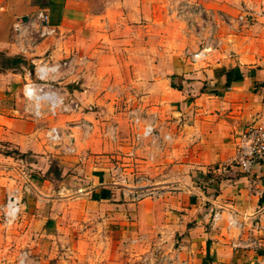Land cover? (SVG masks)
Instances as JSON below:
<instances>
[{
  "label": "crops",
  "instance_id": "crops-1",
  "mask_svg": "<svg viewBox=\"0 0 264 264\" xmlns=\"http://www.w3.org/2000/svg\"><path fill=\"white\" fill-rule=\"evenodd\" d=\"M153 1L148 0L149 16L157 12ZM203 2L206 4L207 1ZM210 5L225 7L232 15L236 11L224 0H213ZM39 10L48 14L56 33L40 43L35 42L34 46L27 40V35L23 42L17 43L12 24L21 20L27 33L29 27L36 25L35 14ZM144 10L143 6H136L127 13L121 9H107L106 18H103L105 23H101L107 28L99 35L109 41L115 31L111 30L115 20L121 24L118 34L125 37L121 43L131 47L124 49L135 51L141 46L137 39L144 38L141 27L133 25L126 31L125 20H117L114 16L139 15ZM246 14L254 17L244 20L240 26L232 18L227 24V35L213 39L218 47L209 62L197 71L187 65L176 71L171 64L172 51L161 53L162 64L156 68L154 47L145 56L148 62L153 60L151 70L142 75L137 71L132 73L144 59H140L138 53L130 55L133 71L127 67V73L122 71L118 55L110 51L95 53L96 57L88 62L98 63L97 70L105 78L117 72L119 78L137 80L136 86H132L135 96L147 92L146 102L140 103L135 97L131 112L133 119H138L139 128L141 123L143 126L152 123L155 136L152 142L150 137L144 141V150L130 153L126 140L134 124L126 117L129 108H113L112 102L105 101V106L89 110L86 102L97 94L90 83L96 72L85 69V86L74 90L73 94L83 100L82 105L87 109L75 115L77 120L66 123L73 131L77 146L75 154L70 155L64 151V146L57 151L46 146L37 122L24 114L20 118L14 117L13 113H18L21 108L7 100L12 101L13 94L20 91L26 79L29 68L26 69L23 61L37 60L31 57L33 50L39 54L50 48L48 56L56 60L70 50L59 34L79 27L64 9L56 13L40 5L38 0H0V52L3 53L0 63L1 57H19L21 62L18 64L26 70L23 76L21 71H14L16 64L0 66V143L4 141L14 147L13 150H0V207L4 203L2 197L6 199L14 188L27 189L34 196L29 200L21 199L19 214L11 228H5L0 221V264H17L22 251L27 254V264H70L77 244L75 216L66 211L61 213V207L81 204L91 211L99 207L101 211L114 210L116 218H123V209L133 206L134 212L130 215L143 224L145 220L149 223L155 213L147 210L152 205L149 197L131 203L137 191L150 194L161 191L168 195L169 190L177 188L190 193L181 195L184 202L174 206L176 210L172 214L183 216L186 221L195 213L199 218L190 230L191 238L201 247L197 264H264V167L243 173L233 164L235 138L240 128L249 124L264 125V5L254 6L253 12ZM96 20L95 17L91 23ZM91 25L87 23L79 28L86 35L85 39L96 35L97 28ZM147 26V33H150L149 21ZM22 46L29 50L21 53ZM82 47L86 51L90 44L85 40ZM165 63L170 72L161 70ZM173 69L192 81L180 78L181 88L171 87L170 77L165 73L171 75ZM227 72L229 86L226 87ZM126 88L119 89L125 91ZM102 95L106 96L107 92ZM24 102L31 111L32 105ZM114 121L117 123L112 136L109 127ZM77 128L80 130H75ZM110 137L114 142L109 140ZM191 143L195 145L189 151ZM117 147L121 152L116 151L114 156L110 152ZM29 152L43 154L41 158L47 160L44 173L50 179L63 177L61 183L55 185L47 178L36 177L27 181L22 176L23 170L13 168L8 162L14 154L22 159ZM192 162L195 163L196 183L188 187L191 179L188 169ZM56 170L58 176L54 175ZM15 174L21 177L19 183L10 177ZM76 178L84 180L75 183ZM130 178L133 181L130 182ZM214 212L219 213V218L213 222Z\"/></svg>",
  "mask_w": 264,
  "mask_h": 264
},
{
  "label": "rangeland",
  "instance_id": "rangeland-1",
  "mask_svg": "<svg viewBox=\"0 0 264 264\" xmlns=\"http://www.w3.org/2000/svg\"><path fill=\"white\" fill-rule=\"evenodd\" d=\"M40 5L43 7H49L53 9L56 13L64 9L70 19L76 21V27L84 26L85 24H92L91 26L96 27V35L85 39L84 32L80 29H70L62 34V39L66 41V46H70L68 53L60 55L56 60H65L69 56L76 55L77 57L86 56L88 61L95 58V53H100V51H110L119 58H121V68L124 73H127V67H129L130 72H132V64L129 63L130 55L132 53H138L141 55L140 59L144 58L140 67L136 68L132 72L135 74L137 71L140 74L146 73L149 69L151 70L152 61L149 62L145 57L147 52L150 51L151 47H154V60L156 68L158 64H162L163 56L161 53L172 51V67L174 69L180 70L184 65L193 67V71H197L205 66L211 59L210 55L207 60L200 63L192 62L190 56L187 55V51L194 53L202 48L204 44H212L214 49L216 46L214 38H222L223 35H227V24L231 22V19H236L238 26L242 24L244 20L249 21L254 15L246 14L248 9L246 8L245 0H224L231 7H234L236 10L235 13L229 14L225 7L215 8L210 4L213 0H206V4L203 1L205 0H155V6L157 8L156 14L148 15L147 6L148 0H38ZM253 3L259 5V0H251ZM152 3V2H150ZM152 5V4H150ZM264 5V4H263ZM139 6L145 9L143 13L139 15H134L132 13L123 16L115 15L114 18L117 20H125L127 25L126 31L133 26L139 25L141 31L144 33V38L137 39L141 41L138 48L135 51L131 52L129 49H124L125 47L131 48L129 44L121 43V40L124 39L123 35L118 34L117 29L121 27V24L116 23L114 20L112 22L111 30L114 31L112 38L104 39L105 36H100L99 33H102L107 27L103 26L106 18L107 9H121L124 13L130 12L134 7ZM239 11V12H238ZM242 16V19H240ZM97 18L95 23H91L92 19ZM104 18V19H103ZM148 21L151 24L150 33H147V23ZM118 22V21H117ZM103 23V25H101ZM220 25L217 26L216 24ZM101 28V30H100ZM130 30V29H129ZM59 35L57 37H59ZM27 40H35L36 43H40L42 39L38 37L37 26L33 25L27 30ZM90 44L89 49L84 51L82 45L84 41ZM135 41V40H134ZM35 45V44H34ZM142 47V48H141ZM222 48V47H221ZM165 49V50H164ZM213 49V52L215 50ZM50 48L47 49L44 53H36L33 50L32 58L43 59L52 61L49 58ZM0 54H3L0 52ZM169 57V55H166ZM29 57V58H31ZM3 58L6 57H1ZM126 60V61H125ZM86 62L77 67V76L75 82H63L60 83V86L63 90L69 91L70 95L74 97L79 102V109L76 112L59 114L57 117H51L46 113H43V116L39 119L33 117L32 110L30 107H27L28 104L24 102L22 97V88L20 91H15L13 94V99L7 100L13 104L16 108H21V111L18 113H13V116L20 118L22 114L27 115L29 120H35L42 131V139L44 140V133L46 129L51 125H58L62 130L64 135H73L72 129H70L66 123L74 122L77 120L75 115L78 114L82 109L92 110L95 107L99 108L100 106H105L108 102H112L113 108L120 106L122 108H129L126 113H128L127 119L133 121V113L131 112V107L134 105V99L142 103L146 102L147 92L142 91L139 94H134L132 86H136L134 78H120L117 76V72L111 73L110 78H105L101 71L97 70V64L95 62ZM125 61V62H124ZM127 62L129 64H127ZM166 64H163L162 71L170 72L166 69ZM23 65L27 68H31L33 62H30V59L23 61ZM166 67V68H165ZM165 68V71L163 70ZM95 71L94 78L90 80L93 89L96 90V95L91 96L90 100L86 102V105H82L80 98L73 94L74 90H80L83 88L86 80L83 75V71ZM135 69V68H134ZM174 69L172 74H167L170 77V85L175 89H180L182 82L186 81L180 74L175 73ZM97 70V71H96ZM14 71H21L24 76L25 69L22 68L21 64H16L14 66ZM161 72V73H163ZM18 73V72H17ZM160 73V72H159ZM22 76V77H23ZM132 76V75H131ZM89 81V80H88ZM142 82V80H139ZM187 81H192V79H187ZM134 82V83H133ZM23 83V79H22ZM140 86L144 87L141 83ZM127 87L125 91H121L119 88ZM100 92V94H98ZM107 92L106 96H103L102 93ZM144 96V98H143ZM4 98V97H3ZM89 98H86V100ZM106 101V103H105ZM1 102V101H0ZM17 103V104H16ZM27 107V109H26ZM90 107V108H89ZM107 112V111H106ZM131 116V117H130ZM23 117V116H22ZM145 117V116H144ZM117 122H113L112 126L109 127L110 134L114 136L115 126ZM134 124V129L130 128V133L128 136L127 147L130 153H134L137 149L144 150L143 148L144 141L149 138H144L139 144L136 143L134 137L138 131L142 129L143 123H141V128H139L137 123ZM78 125V124H75ZM114 127V128H113ZM75 130H80L77 128ZM109 132V131H108ZM155 136V135H154ZM109 140L113 141V138L110 137ZM152 142V138H150ZM44 144L46 146L52 147L53 151L59 150V147L64 146V143L57 145H49L45 140ZM113 145L115 143H112ZM76 145V143H75ZM121 145V144H120ZM195 144H189V151L194 149ZM77 147V146H76ZM14 147H10L9 143L6 144L4 141L0 143V150H8ZM143 148V149H142ZM121 152V149L118 147L113 149L110 153L116 155L115 153ZM25 158H20L19 155L14 154L12 160L8 161L12 164L13 168H20L23 170L25 179L31 180L36 177V179L47 178L55 185H58L63 180V177L58 179H50L48 174L44 173V170L47 165V160L43 157V154L27 153ZM71 155V154H70ZM190 161V160H189ZM190 163V162H189ZM9 164V163H7ZM191 167L188 169L189 183L188 187L195 185L196 183V174L195 172V163L190 164ZM76 170V169H75ZM18 174L10 175L15 183L20 182V178L17 177ZM79 178V177H78ZM84 180V179H83ZM83 180L75 179V183H82ZM130 182L133 181V178L129 179ZM170 194H162L161 191L154 193H148L147 191H137L136 195H139L138 198H134L131 203H137L139 200L144 198H150L152 205L147 207V210H153L155 215L149 223L145 220L142 224L136 222V220L130 215L134 212L133 206L125 207L123 209V218H116L114 210L101 211L99 207L95 211H91L87 206L77 204L76 206H64L59 208V211L62 213L66 211L72 216L74 214L75 219V235H76V247L74 249L72 257V262L70 264H197L199 251L201 247H198L196 240L191 238L190 230L196 224L192 217H189V220L186 221L183 216H177L174 206H177L180 202H184V198L181 197L183 194H187L185 189H171L169 190ZM66 193V192H65ZM190 193V192H189ZM19 195L22 196V201L32 199L34 196L31 193L27 192V189H20ZM175 197V198H174ZM4 197H2V202L5 203ZM1 205V207L4 205ZM0 207V221L2 223V208ZM135 208V207H134ZM173 211V212H172ZM197 215V213H195ZM194 216V215H193ZM16 222V220H15ZM14 222V223H15ZM14 223L10 226H4L5 228H11ZM3 225V224H2ZM194 243V245H193ZM17 262V261H16Z\"/></svg>",
  "mask_w": 264,
  "mask_h": 264
},
{
  "label": "built area",
  "instance_id": "built-area-1",
  "mask_svg": "<svg viewBox=\"0 0 264 264\" xmlns=\"http://www.w3.org/2000/svg\"><path fill=\"white\" fill-rule=\"evenodd\" d=\"M246 1L248 12H253V7L257 3L251 0ZM264 0H259L262 7ZM247 12V11H246ZM37 20V34L40 39L53 36L56 29L49 22V16L44 10H39L35 14ZM242 19V16H240ZM17 43L24 40L26 28L21 20L12 24ZM28 39V38H27ZM33 39V38H32ZM30 40L31 46L35 44V40ZM213 45L206 42L200 50L191 53L187 51L192 62L200 63L212 54ZM31 49V48H30ZM29 50L27 46L20 47V52L25 53ZM215 50V49H214ZM88 61L86 56L77 57L69 56L65 60H47L38 59L33 62L31 68L27 70L26 79L22 86V97L25 101L32 105L33 117L39 119L43 113L48 114L52 118L59 114L76 112L79 109V102L70 95L69 91L63 90L60 83L65 81L75 82L77 67ZM30 70L33 71L34 78H31ZM133 122L138 124V119L134 118ZM154 137V127L152 123L145 124L134 137L136 143L140 144L144 138ZM44 140L49 145H57L64 143V151L67 154H75L76 145L73 135H64L63 130L58 125L49 126L44 133ZM233 164L243 173H249L255 168L264 167V125H245L240 128L235 138V155ZM18 189H12L6 196V201L2 208V224L3 226L12 225L19 214V204L21 196ZM136 195L135 198H138ZM219 213L214 212L212 215L213 222L218 220ZM231 224H234L231 221ZM17 264H27V254L22 251Z\"/></svg>",
  "mask_w": 264,
  "mask_h": 264
},
{
  "label": "trees",
  "instance_id": "trees-1",
  "mask_svg": "<svg viewBox=\"0 0 264 264\" xmlns=\"http://www.w3.org/2000/svg\"><path fill=\"white\" fill-rule=\"evenodd\" d=\"M19 62H21V59L19 58V57H14V58H6V59H3L2 61H1V63H0V66L1 67H8L9 65H15V64H18ZM227 74H228V72L226 73V77H227ZM225 86L227 87V86H229V81H228V77H227V79H226V82H225ZM52 169V168H51ZM58 171L56 170L55 172H54V175L55 176H58Z\"/></svg>",
  "mask_w": 264,
  "mask_h": 264
},
{
  "label": "water",
  "instance_id": "water-1",
  "mask_svg": "<svg viewBox=\"0 0 264 264\" xmlns=\"http://www.w3.org/2000/svg\"><path fill=\"white\" fill-rule=\"evenodd\" d=\"M30 74H31V78H34V74H33V71L32 70H30ZM192 219L195 221V222H199V218H198V216L197 215H194V216H192Z\"/></svg>",
  "mask_w": 264,
  "mask_h": 264
}]
</instances>
